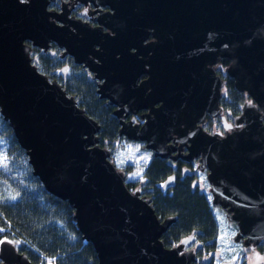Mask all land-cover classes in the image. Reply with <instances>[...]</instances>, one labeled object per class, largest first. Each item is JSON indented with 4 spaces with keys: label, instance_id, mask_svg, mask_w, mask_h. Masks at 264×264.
I'll return each mask as SVG.
<instances>
[{
    "label": "water",
    "instance_id": "1",
    "mask_svg": "<svg viewBox=\"0 0 264 264\" xmlns=\"http://www.w3.org/2000/svg\"><path fill=\"white\" fill-rule=\"evenodd\" d=\"M96 27L46 11V0H0V116L24 151L31 174L65 200L97 264H191L184 239L164 248L160 235L175 220L155 217L148 198L124 187L122 175L96 144L97 124L29 62V45L54 43L97 81L113 107L117 135L142 143L153 157L184 160L207 171L212 204L226 208L235 238L264 235V0H103ZM102 28L106 31L102 32ZM147 36L151 40L144 43ZM225 74L255 104L243 103L236 130L202 131L218 109ZM145 76L140 79V76ZM145 111L141 124L126 115ZM172 176L160 184L171 185ZM235 261L220 264H234ZM0 264H30L0 242Z\"/></svg>",
    "mask_w": 264,
    "mask_h": 264
},
{
    "label": "trees",
    "instance_id": "2",
    "mask_svg": "<svg viewBox=\"0 0 264 264\" xmlns=\"http://www.w3.org/2000/svg\"><path fill=\"white\" fill-rule=\"evenodd\" d=\"M33 51L38 72L48 81H55L97 124L96 144L109 149L107 159L119 169L111 147L114 141L124 138L117 135L118 123L112 107L96 93V80L81 65L60 60L53 44H49L46 51L38 48ZM218 63L227 67L229 61L220 58ZM215 72L224 87L218 107L235 118L248 97L234 88L232 79L225 73ZM130 168L122 166L124 187L131 192L139 187L137 194L149 199L157 219L176 217L159 237L164 248L169 249L193 235L197 242H210L208 248L213 249L217 226L209 196L199 189L198 179L193 174V163L169 162L150 156L136 177L128 176ZM169 176L173 178L171 185L161 189L160 184ZM12 237L20 241L17 252L30 264H97L92 245L81 239L72 207L46 192L31 174L24 151L17 145L7 121L0 116V241Z\"/></svg>",
    "mask_w": 264,
    "mask_h": 264
},
{
    "label": "rangeland",
    "instance_id": "3",
    "mask_svg": "<svg viewBox=\"0 0 264 264\" xmlns=\"http://www.w3.org/2000/svg\"><path fill=\"white\" fill-rule=\"evenodd\" d=\"M33 52L34 51L31 48L28 51L29 62L32 65H34V63L36 62ZM212 68L214 69V71L219 70L220 73H224L226 69V67L220 66L218 62L214 64ZM223 92H224V87L222 84L220 88V93L223 94ZM245 102L255 106L254 102L250 98L245 99ZM213 116H211L212 118L211 125H209L206 121L205 125L203 126L206 128L205 130L209 132V134H214L220 137L225 132L236 130L240 127V125L234 121V117L231 118L227 116L219 108L217 109L216 114ZM107 150L109 151L108 148ZM111 153L114 157L116 166L119 168L117 170L122 174L123 172L122 166L124 165L129 166L131 168L130 171L128 172V176H131L133 178L136 177L137 174H139L142 165L151 156V152L144 150L140 143L129 142L125 139L124 140L119 139L118 141L117 140L114 141L111 147ZM197 173H198L197 179L199 183V189L205 190L208 193L209 186L206 182V176L204 171ZM132 192L139 193L140 192L139 187L132 189ZM209 198L211 199L210 195ZM211 211L214 215L217 226L216 247L212 253L213 263L217 264L218 262L223 261L226 258L232 256L234 252H238L239 254H242L244 257L242 259L243 263L260 264V262L257 260L258 258H261L262 261L264 260V251L258 252L257 246L260 245V243L262 242L264 243V237L259 238L255 243H251L247 245H243L241 242L238 243L237 241H232L231 237L233 236L234 231L232 229V226L228 223L226 212L220 206H211ZM181 241L182 239L178 241L177 244Z\"/></svg>",
    "mask_w": 264,
    "mask_h": 264
},
{
    "label": "flooded vegetation",
    "instance_id": "4",
    "mask_svg": "<svg viewBox=\"0 0 264 264\" xmlns=\"http://www.w3.org/2000/svg\"><path fill=\"white\" fill-rule=\"evenodd\" d=\"M102 2H103V0H46L45 9H46V11L53 12L55 14L61 15L62 17L75 19V20H78L81 23H85L89 28H94V27H96V22H95L96 16L100 12L101 13H103V12L109 13L110 12V10L108 9V7L106 5L101 4ZM101 30H102V32L106 31L104 28H102ZM149 40H151V37L147 36V39L144 41V43L149 41ZM49 44L55 45L52 42H48V45H47V47L45 49H40L38 47H34V46H31L29 44V50H30V48L31 49L38 48V49H40V51H46L48 49V47H49ZM55 47L57 48V50L59 52V59L60 60H66V61L69 60L72 64H75V63L72 62L70 57H68L67 55H62V50L58 46L55 45ZM63 68H64V65H62L60 70L62 71ZM90 76H92V75L90 74ZM144 77L145 76L142 75L139 78L142 79ZM222 84H223V81H222ZM112 110H113V107H112ZM144 112L145 111L140 110L133 116H131L130 114L126 115L123 120H128V119L132 118L134 120V123L141 124L143 120L140 118V116L143 115ZM211 119H212L211 116L206 113L205 116H204L203 123L200 125L202 131L207 133V134H209V132H207L205 130L206 128L203 127V126L205 125L206 121H207V123L209 122L208 123L209 125H211ZM209 135H214V134H209ZM169 143L172 144V146H174V150L172 152H170V155H169L170 158L164 159V160L169 161V162H175L176 160H180V161H183L184 164L193 163V174L196 175V178L198 177V173L197 172H201V171H204L205 176H206L207 171L205 169H203V168L202 169L199 168L198 158H191L190 160H187V161L181 158V155L182 154L184 155L186 153V145L187 144L182 145L179 148L178 147V143H176L174 145L172 143V140H169ZM195 165H196V167H195ZM198 186H199V183H198ZM209 189H210V187H209ZM207 194H208V196L210 195L209 191H208ZM210 197H211V195H210ZM211 199H212V197H211ZM211 199L209 198V200H211ZM210 206H220V205L219 204H217V205L212 204V200H211L210 201ZM222 209L226 212V216L228 218V223L232 226V229L234 231L233 236L231 237L232 241H237L238 243L241 242L243 245H247V244L255 243L259 239L258 238L256 241L251 242V243H245L244 238H235V236L237 234L236 223L229 219V215L227 214L226 208H222ZM263 237H264V235L261 236L260 238H263ZM184 239L187 240V243L181 249V251H186L187 250V251H190L192 253L193 261L191 262V264H214L213 261H212V253H213V250L216 247L217 235H216V237H215V239L213 241V245H214L213 249L208 248V245L210 244V242H207V241H205V242H197L194 239L193 235H189V236L183 238L182 240H184ZM257 251L258 252H263L264 251V243L263 242L260 243V245L257 246ZM243 258L244 257H243L242 254H239L238 252H234L232 256L226 258L223 261L218 262L217 264H220L221 262H227V261H235L234 264H245V263L242 262ZM257 261H259L260 264H264V260L262 261L261 258H258Z\"/></svg>",
    "mask_w": 264,
    "mask_h": 264
},
{
    "label": "built area",
    "instance_id": "5",
    "mask_svg": "<svg viewBox=\"0 0 264 264\" xmlns=\"http://www.w3.org/2000/svg\"><path fill=\"white\" fill-rule=\"evenodd\" d=\"M12 243L14 246H17L19 244L18 240L17 239H12Z\"/></svg>",
    "mask_w": 264,
    "mask_h": 264
},
{
    "label": "snow or ice",
    "instance_id": "6",
    "mask_svg": "<svg viewBox=\"0 0 264 264\" xmlns=\"http://www.w3.org/2000/svg\"><path fill=\"white\" fill-rule=\"evenodd\" d=\"M138 175V174H137Z\"/></svg>",
    "mask_w": 264,
    "mask_h": 264
}]
</instances>
